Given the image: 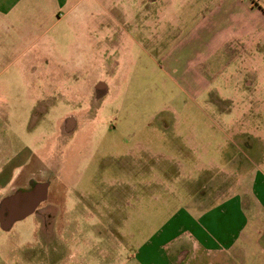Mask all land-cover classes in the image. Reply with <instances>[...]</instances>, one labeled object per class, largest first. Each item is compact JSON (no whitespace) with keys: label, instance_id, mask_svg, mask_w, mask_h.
Masks as SVG:
<instances>
[{"label":"rangeland","instance_id":"374dc122","mask_svg":"<svg viewBox=\"0 0 264 264\" xmlns=\"http://www.w3.org/2000/svg\"><path fill=\"white\" fill-rule=\"evenodd\" d=\"M144 1L79 0L93 24L33 9L35 64L0 60L3 153L46 157L37 209L7 227L0 207V264H140L192 191L213 178L229 194L264 163V23L205 22L219 0Z\"/></svg>","mask_w":264,"mask_h":264},{"label":"crops","instance_id":"0c3cea01","mask_svg":"<svg viewBox=\"0 0 264 264\" xmlns=\"http://www.w3.org/2000/svg\"><path fill=\"white\" fill-rule=\"evenodd\" d=\"M153 1L156 2H144L148 6ZM163 2L167 5L170 0ZM64 6L71 20L90 18L88 22L92 24L96 21L93 15L83 13L84 7L80 6L79 0H0V60L5 53L9 59L4 68L24 71L28 64H35L36 39L42 33L31 24L35 22L31 17L33 9H37L40 18H47ZM111 16L114 17L113 13ZM203 20L229 21L242 26L245 20L264 23V12L252 7L249 0H219L214 9L205 13ZM207 30L203 28V31ZM84 35L91 36L87 28ZM221 38L226 36L223 34ZM90 47L86 43L87 51L93 55ZM43 149L31 150L23 146L11 155H4L0 145V207L4 198L9 197L10 190L36 183L35 156L45 160ZM257 149L255 153L259 154ZM251 163L246 184H236L229 194L220 192L218 196L217 186L211 185L217 182L213 178L205 182L210 184L209 190L192 191L157 231L140 243V264H264V163ZM239 166V163L235 164L236 169ZM29 193L35 192L30 190ZM29 193H23V196Z\"/></svg>","mask_w":264,"mask_h":264},{"label":"water","instance_id":"95a60500","mask_svg":"<svg viewBox=\"0 0 264 264\" xmlns=\"http://www.w3.org/2000/svg\"><path fill=\"white\" fill-rule=\"evenodd\" d=\"M42 192L40 191V193H37V195H35L33 193H29L27 195L20 196L19 194H16V195L11 196V197H6L3 200L2 205L4 203H6V201L8 202V205H9V203H13V205H16V206L18 205V203H20V201H23V203L25 202V204L23 205V207L21 209L18 208L19 206H17L18 209L16 207H14V208H16L15 213L11 214L8 218H6L7 227H9L15 219L20 218V217L24 216L25 214L32 212V209L35 207V205L37 203H39V201L43 198Z\"/></svg>","mask_w":264,"mask_h":264},{"label":"flooded vegetation","instance_id":"af4514ba","mask_svg":"<svg viewBox=\"0 0 264 264\" xmlns=\"http://www.w3.org/2000/svg\"><path fill=\"white\" fill-rule=\"evenodd\" d=\"M36 184L34 183V182H30V184L28 185V187H17V188H15L13 191H11L10 193H8V195H9V197H11V196H14V195H16V194H19L20 196H22L23 195V193H29V191L35 186ZM38 193H39V191H38ZM22 198V197H21ZM20 198V199H21ZM23 199V198H22ZM25 204V202L23 203V201H20V203H18V205L17 206H19L18 208H22L23 207V205ZM17 206L16 205H13V203H9V206H8V214H7V216H6V218H8L11 214H14L15 213V209L17 208ZM37 206H38V203L35 205V207L32 209V212L34 211V210H36L37 209ZM14 207H16V208H14ZM17 208V209H18ZM3 215H4V213H3Z\"/></svg>","mask_w":264,"mask_h":264}]
</instances>
